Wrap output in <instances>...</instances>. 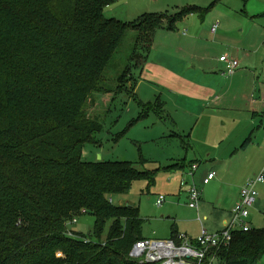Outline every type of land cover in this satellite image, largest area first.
Returning a JSON list of instances; mask_svg holds the SVG:
<instances>
[{
	"label": "trees",
	"instance_id": "trees-1",
	"mask_svg": "<svg viewBox=\"0 0 264 264\" xmlns=\"http://www.w3.org/2000/svg\"><path fill=\"white\" fill-rule=\"evenodd\" d=\"M121 1L0 0V264H140L130 257L144 238L140 207L111 196L135 180L154 183L155 172L129 161H86L83 149L102 128L93 109L99 96L132 91L136 98L134 71L143 70L157 30L174 29L179 16L108 18ZM130 30L138 34L120 68L114 57ZM113 66L115 84L106 77ZM84 213L96 218L95 238L68 233ZM218 257L259 264L264 227L235 231Z\"/></svg>",
	"mask_w": 264,
	"mask_h": 264
},
{
	"label": "rangeland",
	"instance_id": "rangeland-1",
	"mask_svg": "<svg viewBox=\"0 0 264 264\" xmlns=\"http://www.w3.org/2000/svg\"><path fill=\"white\" fill-rule=\"evenodd\" d=\"M196 6L212 7L208 11L181 15L185 8ZM146 13H162L167 18L179 16L173 33L175 49L184 38L185 30L187 31L186 37L196 33L197 30L191 28V25L195 23L205 25L203 38L210 42L213 41L210 29L216 22H220L218 34L223 31L227 32L232 39H235L234 41L237 40L240 43L239 47L247 49L246 51L250 53L255 48H251L253 44L249 41L264 42V0H122L113 8L106 10L105 15L108 18L114 17L135 23ZM204 15L206 17L202 21ZM166 24L167 21L164 22V25ZM159 29L158 34L160 35H156L155 43L158 44L160 41L161 43L158 48L154 44L143 67L144 71L142 70L144 75L140 68L134 71V76L137 77L138 83L140 82L136 98L133 97L132 91L99 96L93 109L96 113L102 114V128L94 134L92 140L88 141L83 149V157L86 161H129L136 164L140 170L148 169L155 172L154 183L149 184V180L145 179L135 180L129 192L111 196L112 202L116 205L132 204L140 207V214L144 219L143 234L150 238L168 237L172 228L169 217L184 214L185 207L181 205L184 203L183 193L180 191L181 184L183 181L196 184L194 176L187 171L189 165L192 163H200L202 167L212 165V158L217 157L216 155L221 161L227 153L226 148L233 146L232 141L239 137L243 130L247 131V134L242 141L252 135L253 141L264 143V129L259 128L262 117L257 124L252 126L245 112L232 109L235 105L245 106L248 101L245 95L247 93L251 95V81L247 77L235 84L231 94L227 96V103L224 106L231 109L202 114L199 113L198 108L200 103L192 101L189 102V106L194 115L189 116L186 109L176 107L175 102L169 101L166 104L167 96H163L161 84L156 79L145 76L154 61L162 62L163 55L172 58L174 63H183V61L197 63L199 56L209 55L220 60L221 54H225L227 50L224 46L217 47L208 43H202L197 49L194 46L186 47L182 43L183 48L176 49L172 53L173 56H169L167 54L171 49L168 45L169 40L165 37L168 31L165 28ZM137 34V30L128 31L121 47L117 50L114 60L120 68L124 67L130 58ZM240 63V68L250 73L251 66L246 62ZM223 69L222 64L216 65L214 71L221 74ZM116 73L114 66L106 72V77L107 75L113 76L114 84ZM225 78L229 77L225 76ZM184 94L185 92H182V96ZM234 95L241 97L242 100L235 103L232 99ZM89 107L92 108V106ZM211 108H215V105L211 104ZM261 145L264 146V144ZM259 150L257 145L252 147L247 159L252 164L250 168L254 167ZM234 151L235 148L227 157L230 158ZM143 161L145 163H141ZM181 164H185V167L182 168ZM227 164L225 169L232 165L231 162ZM251 170L253 171L245 176L249 177L248 179L256 177L261 172L260 170L254 174L255 169ZM216 171L218 172L217 168ZM199 173L196 174V180L198 178V181H202ZM257 189L258 197L256 204L254 203L250 208L251 214L248 222L252 228H263L264 183L259 184ZM161 195L167 200L163 206L157 203V198ZM200 214L204 218L205 214L202 211ZM76 218V222L68 223V233L73 230L95 238V216L84 213ZM109 226L110 221L103 234V240L106 238ZM213 264L221 263L215 261ZM259 264H264V259Z\"/></svg>",
	"mask_w": 264,
	"mask_h": 264
},
{
	"label": "crops",
	"instance_id": "crops-1",
	"mask_svg": "<svg viewBox=\"0 0 264 264\" xmlns=\"http://www.w3.org/2000/svg\"><path fill=\"white\" fill-rule=\"evenodd\" d=\"M113 7L114 6L108 8L107 10ZM205 17L206 15L203 16L202 21ZM212 26L210 29V35L213 38V41L210 42L209 40L203 38L205 25L195 23L191 25V28L193 30H197L196 33L186 37L185 35L187 31L185 30L183 33L184 38L181 39L176 49L181 50V48H183L182 43L186 47L190 48L191 46H194L196 49L198 46L202 45V43L212 44L217 47L224 46L227 50L225 51V54L230 53V56L239 59L240 62H246V64L251 66L252 70L250 73H247V71H244L239 67L234 74L227 75L224 73L226 70L225 63L221 60H216V58L211 55L207 57L199 56V61L197 63L190 61L174 63L172 58L163 55L164 60L162 62L154 61V64L150 65L149 70L145 73V76L147 78H154L161 84L160 87L163 89L162 94L163 96H167L166 104L169 103V101L175 102V106L186 109L189 116L194 115L191 107L189 106V102L192 101H198L200 103L198 108L200 109L199 113L201 112L202 114L231 109L224 106V104L227 103V96L231 94L233 90L232 87L235 84L242 80V78L247 77L251 81V95H249V93L245 95L248 100L247 103H245V106L239 107V105H235L232 109L245 112L246 117L249 119L252 126L257 124L259 119H261L260 117H262V121L259 126L260 130H262L264 129V42L249 41L250 44H253L251 48H255L253 52L250 53L246 51L247 49L239 47L240 43L237 40L234 41L235 39H232L227 32L223 31L218 34L217 32L219 29H217L216 32H213ZM165 29L168 31V34H166L165 37L170 41H168V45L171 49L167 55L173 56L172 53L176 51L173 42V33L175 28ZM159 30L160 29L157 30L156 35H160L158 34ZM160 43L161 41L158 44L155 43L157 48ZM171 44H173V46ZM195 55L193 56V60L195 59ZM221 64L224 66V69L221 71V74H218L214 71V69L216 68V65L220 66ZM146 67L147 65L145 68ZM143 71L141 73H143ZM211 73H214V75H210ZM224 75L229 78L226 79ZM138 84H140V82ZM182 92H185L183 96ZM232 99L235 103L242 100V98L237 95H234ZM211 104H214L215 108L212 109ZM216 106L219 107L217 108ZM208 117H210L209 114ZM246 134L247 131L245 132L243 130L241 135L232 141L231 144H233V146L226 148L227 153L221 161L218 158V155H216L217 157L212 158V165H204L202 167V165L200 166V163H192L198 164L197 170L193 176L196 182L195 185L201 191L199 208L194 209L188 205V191L187 188L181 184L180 191L183 193L182 199L184 200V203L181 205L185 207V209L183 208L184 214H177L174 215V217H169L172 222V228L166 238H175L177 234L185 233L193 241L199 236L203 227H205L209 232L214 233L222 230L225 225L232 220L233 208L240 199L242 186L249 178L245 176L249 174L250 171H253L251 169H255L254 174H257L264 166V146L261 145L264 143L253 141L252 135L247 136L245 140L242 141ZM247 138H249L248 141ZM254 145H257L260 150L257 153L254 167L250 168L252 167V164L248 162L247 159ZM233 148H235V151L232 153L230 158H228L227 155L230 154ZM259 154L260 156H258ZM229 162L232 163L231 167L225 169L228 166L227 163ZM222 163L224 164L222 165ZM191 165H189V168ZM183 167H185V164H183ZM216 168L218 169V172L216 171ZM187 171L189 170L187 169ZM210 171H215L216 177L208 184H205L204 178ZM198 173L202 177V181H198V178L196 180V174ZM189 184L192 183L188 182V185ZM166 201L161 206H163ZM201 211L205 214L204 218L200 214ZM142 236L144 238H150L143 234V225ZM216 262L224 264L220 259Z\"/></svg>",
	"mask_w": 264,
	"mask_h": 264
},
{
	"label": "built area",
	"instance_id": "built-area-1",
	"mask_svg": "<svg viewBox=\"0 0 264 264\" xmlns=\"http://www.w3.org/2000/svg\"><path fill=\"white\" fill-rule=\"evenodd\" d=\"M220 22L212 26V31L216 32ZM220 60L225 63V74L232 75L240 67L239 59L224 54ZM198 164H192L188 173L194 175ZM216 177L215 171H210L204 178V183L208 184ZM264 183V167L254 178L247 180L242 187L240 199L233 208V218L225 227L211 233L205 227L195 240H191L185 233H179L175 238H143L135 242L130 257L137 260L140 264H213L219 260L218 252L230 246L233 234L237 230L248 231L252 226L248 222L250 208L258 197L257 185ZM182 185L187 188L189 195L188 205L198 209L201 200V191L195 184L186 181ZM166 201V197L161 195L157 203L161 206ZM200 219V218H199ZM75 218L73 222H76Z\"/></svg>",
	"mask_w": 264,
	"mask_h": 264
}]
</instances>
